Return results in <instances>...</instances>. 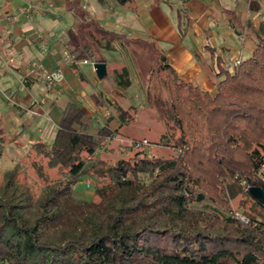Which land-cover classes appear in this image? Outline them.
Instances as JSON below:
<instances>
[{
    "label": "trees",
    "instance_id": "obj_1",
    "mask_svg": "<svg viewBox=\"0 0 264 264\" xmlns=\"http://www.w3.org/2000/svg\"><path fill=\"white\" fill-rule=\"evenodd\" d=\"M256 35L251 58L227 71L215 94L166 68L177 155L141 152L85 168L82 153L95 154L117 130L78 131L85 113L70 104L49 151L71 176L35 199L16 172H6L0 264H264V203L245 191L261 217L248 214L245 222L229 196L242 192L241 178L264 189V22ZM6 137L0 134V160ZM90 170L107 180L95 186L98 201L73 194Z\"/></svg>",
    "mask_w": 264,
    "mask_h": 264
},
{
    "label": "crops",
    "instance_id": "obj_2",
    "mask_svg": "<svg viewBox=\"0 0 264 264\" xmlns=\"http://www.w3.org/2000/svg\"><path fill=\"white\" fill-rule=\"evenodd\" d=\"M262 22L264 0H0V94L41 121L52 114L54 136L75 104L85 113L78 131L117 130L93 154L110 158L123 144L115 88L144 82L141 71L159 64L166 82L172 67L215 94L224 65L253 55ZM97 62L106 64L103 78Z\"/></svg>",
    "mask_w": 264,
    "mask_h": 264
},
{
    "label": "rangeland",
    "instance_id": "obj_3",
    "mask_svg": "<svg viewBox=\"0 0 264 264\" xmlns=\"http://www.w3.org/2000/svg\"><path fill=\"white\" fill-rule=\"evenodd\" d=\"M150 72L141 71L144 82L127 85L125 91L124 87L118 86L111 92V98L116 101L115 109L121 118L119 138L116 139L118 141L123 139L126 146H129L132 141L147 139L152 145L151 149L124 151L120 148V151L110 158L108 155L107 157H96L84 152L81 157L86 162L85 168L90 166L92 160L99 158L114 160L118 157L145 155L141 152H146L147 156L171 157L181 151L173 147L175 138L180 134V128L176 122L168 120L171 94L163 71H161V65H156V69ZM10 79L12 82H8L9 86L17 90L21 82H16L11 77ZM0 88L7 90L5 87ZM147 91L150 93L149 96ZM1 94L0 134H5L8 138L6 137L4 154L0 160V186L5 181L6 172L14 171L17 181L28 188L33 197L37 199L43 196L53 184L68 179L72 172L71 168L61 165L50 154L55 121L52 114L48 115L47 121H41L37 110H31L28 105L24 108L19 103H15L12 98ZM21 134L23 135L19 137ZM164 135H166L165 138ZM106 181L102 179L101 173L96 174L90 170L74 185L73 194L81 200L98 201L95 186L103 185ZM239 183L242 192L237 196L229 194L233 213L237 218L239 217L236 213L245 216L248 221V214L256 215V219L261 220L257 213L258 208L251 197L244 193L248 190L246 180L241 178ZM36 212V209L30 211L32 216Z\"/></svg>",
    "mask_w": 264,
    "mask_h": 264
},
{
    "label": "built area",
    "instance_id": "obj_4",
    "mask_svg": "<svg viewBox=\"0 0 264 264\" xmlns=\"http://www.w3.org/2000/svg\"><path fill=\"white\" fill-rule=\"evenodd\" d=\"M83 62L84 63H88V62H90V60L89 59H85ZM241 62H242L241 59H235L233 62L225 64L224 67L226 68L227 71L231 72ZM122 142H123V144L121 146V149H123L124 151L127 150V149H135V150L136 149L137 150H142V149H147V148L150 149L152 147V145L150 144L149 140H147V139L132 141L129 146L124 145V140H122ZM259 177L264 181V165L259 171ZM88 185L90 186V182H88ZM248 189H249V187H248ZM236 214L243 221H248V219L245 216H243V215H241L239 213H236Z\"/></svg>",
    "mask_w": 264,
    "mask_h": 264
},
{
    "label": "water",
    "instance_id": "obj_5",
    "mask_svg": "<svg viewBox=\"0 0 264 264\" xmlns=\"http://www.w3.org/2000/svg\"><path fill=\"white\" fill-rule=\"evenodd\" d=\"M95 68L98 76L103 78L106 74V64L103 62L95 63ZM249 193L259 202L264 203V189L259 186H250Z\"/></svg>",
    "mask_w": 264,
    "mask_h": 264
}]
</instances>
